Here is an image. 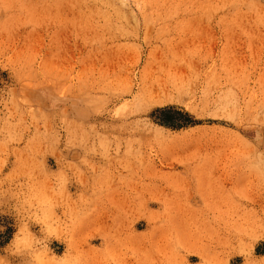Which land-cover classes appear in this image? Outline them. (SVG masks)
Returning a JSON list of instances; mask_svg holds the SVG:
<instances>
[{
  "label": "rangeland",
  "instance_id": "obj_1",
  "mask_svg": "<svg viewBox=\"0 0 264 264\" xmlns=\"http://www.w3.org/2000/svg\"><path fill=\"white\" fill-rule=\"evenodd\" d=\"M63 254L264 264V0H0V256Z\"/></svg>",
  "mask_w": 264,
  "mask_h": 264
},
{
  "label": "clouds",
  "instance_id": "obj_2",
  "mask_svg": "<svg viewBox=\"0 0 264 264\" xmlns=\"http://www.w3.org/2000/svg\"><path fill=\"white\" fill-rule=\"evenodd\" d=\"M30 237V231L28 235H25L19 228H17V231L9 244L11 246V252L8 253V255L18 254L21 250H30L34 245V241ZM34 259H36L37 261L43 260L44 255L37 254ZM58 260L60 264H80L79 256L63 254L62 256L58 257ZM0 264H8L7 256H0Z\"/></svg>",
  "mask_w": 264,
  "mask_h": 264
},
{
  "label": "bare ground",
  "instance_id": "obj_3",
  "mask_svg": "<svg viewBox=\"0 0 264 264\" xmlns=\"http://www.w3.org/2000/svg\"><path fill=\"white\" fill-rule=\"evenodd\" d=\"M127 263V261H125Z\"/></svg>",
  "mask_w": 264,
  "mask_h": 264
}]
</instances>
